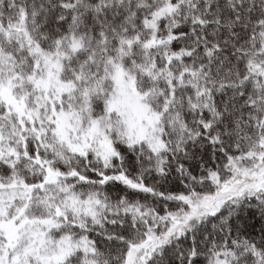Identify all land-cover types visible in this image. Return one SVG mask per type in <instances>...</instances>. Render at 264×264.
Returning a JSON list of instances; mask_svg holds the SVG:
<instances>
[{
    "label": "snow or ice",
    "instance_id": "1",
    "mask_svg": "<svg viewBox=\"0 0 264 264\" xmlns=\"http://www.w3.org/2000/svg\"><path fill=\"white\" fill-rule=\"evenodd\" d=\"M0 264H264V0H0Z\"/></svg>",
    "mask_w": 264,
    "mask_h": 264
}]
</instances>
